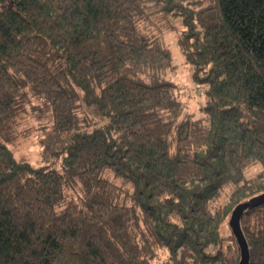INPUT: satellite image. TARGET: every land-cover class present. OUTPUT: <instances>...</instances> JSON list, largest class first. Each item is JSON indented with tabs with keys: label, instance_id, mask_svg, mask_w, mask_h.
I'll return each instance as SVG.
<instances>
[{
	"label": "trees",
	"instance_id": "trees-1",
	"mask_svg": "<svg viewBox=\"0 0 264 264\" xmlns=\"http://www.w3.org/2000/svg\"><path fill=\"white\" fill-rule=\"evenodd\" d=\"M153 13L182 18L180 49L207 86L203 118L180 119L164 77L171 51L141 26ZM80 92L103 123L81 122ZM29 93L70 132L62 170L17 158L3 140ZM257 164L264 0H0V264H158L160 248L227 264L221 223L264 191V171L248 176ZM75 181L78 199L66 194ZM241 225L250 264H264V204Z\"/></svg>",
	"mask_w": 264,
	"mask_h": 264
},
{
	"label": "rangeland",
	"instance_id": "rangeland-1",
	"mask_svg": "<svg viewBox=\"0 0 264 264\" xmlns=\"http://www.w3.org/2000/svg\"><path fill=\"white\" fill-rule=\"evenodd\" d=\"M141 25L145 33L158 36L172 55L171 65L166 69L164 77L174 84V94L183 104V112L180 119L190 116L194 119L205 117L202 111L206 104L207 86L197 83L193 79L194 69L186 62L180 49L179 38L184 29L180 16H164L153 13ZM75 109L84 124L91 127L94 123H103L105 119L95 110L88 106L80 97L75 102ZM7 137H3L6 144L12 148L17 158L26 159L33 166L50 165L62 170L64 146L70 141V132H58L55 127L52 108L40 97L29 93L28 102L24 110L13 122ZM264 171L262 164L252 166L248 170V176H253ZM107 177L128 195L127 186L116 178L112 173L106 172ZM232 187L223 190L221 197L214 201V206L225 204L230 199ZM66 194L80 198L83 188L80 183L68 185ZM245 200V199H244ZM243 201V200H241ZM240 201V202H241ZM231 212V211H230ZM231 213L224 217L221 223V249L224 251L228 263L238 264L240 260V248L229 225ZM251 222V219H250ZM151 262L158 264H195L186 251H181L175 259H171L168 250L160 248L155 250ZM215 264H221L216 262Z\"/></svg>",
	"mask_w": 264,
	"mask_h": 264
},
{
	"label": "water",
	"instance_id": "water-1",
	"mask_svg": "<svg viewBox=\"0 0 264 264\" xmlns=\"http://www.w3.org/2000/svg\"><path fill=\"white\" fill-rule=\"evenodd\" d=\"M264 204V191L239 202L231 212L229 225L240 248V260L238 264H250V246L244 234L241 219L245 212L251 208Z\"/></svg>",
	"mask_w": 264,
	"mask_h": 264
}]
</instances>
